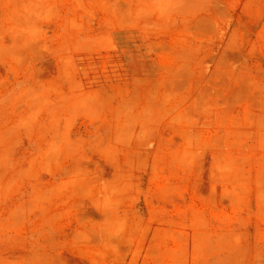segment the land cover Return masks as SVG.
I'll list each match as a JSON object with an SVG mask.
<instances>
[{
    "label": "rangeland",
    "instance_id": "obj_1",
    "mask_svg": "<svg viewBox=\"0 0 264 264\" xmlns=\"http://www.w3.org/2000/svg\"><path fill=\"white\" fill-rule=\"evenodd\" d=\"M0 264H264V0H0Z\"/></svg>",
    "mask_w": 264,
    "mask_h": 264
}]
</instances>
